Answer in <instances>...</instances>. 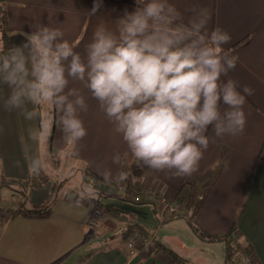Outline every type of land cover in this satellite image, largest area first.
I'll list each match as a JSON object with an SVG mask.
<instances>
[{
  "label": "crops",
  "instance_id": "crops-1",
  "mask_svg": "<svg viewBox=\"0 0 264 264\" xmlns=\"http://www.w3.org/2000/svg\"><path fill=\"white\" fill-rule=\"evenodd\" d=\"M168 2L181 14L184 24L200 10H207L208 32L219 28L230 35V42L222 46L224 54L235 55L238 61L236 67L221 79L225 82L228 79L236 81L241 92L243 86L253 90V94L246 97L244 106V132L235 137L219 138L210 128L208 148L203 153L198 170L190 176L177 177L170 172L138 167L121 135L113 130V125L100 110L98 102L91 97L89 90L80 81L70 80L69 87L78 89L88 105L86 112L79 113L88 134L78 143L74 155L71 154L73 149L66 143L70 147L68 160L73 166L87 167L103 179L105 171L111 173L108 184L93 187L99 193L96 196H118L119 185L125 187V184H130L135 189L137 183L143 194L150 193L156 198L166 197L171 200L177 197V200L182 201L181 206L177 205L182 213L179 218L167 214L160 223L153 202H149L159 224L156 231L152 232L154 242L151 251L129 255L125 249L128 240L123 243L119 240L114 246L111 240L102 249L97 240L101 234L94 233L93 237L88 234L89 222L99 223L112 219L119 222V213L111 216L105 212L106 208H102L103 213L101 210L95 211L94 219H90V204L84 201L77 204L76 197L68 200L56 194L55 205L48 217L21 214L12 218L9 214L4 216L6 212L1 213L0 264H174L166 254L154 250V243L164 246L188 264L186 252L191 249L183 241L167 234L173 226L182 231L183 226H187L196 238L194 240H197L194 241L195 245L198 242L202 248H211L218 259H222L225 255L224 244L199 239L192 231V224L210 237L225 235L235 226L236 237L252 248L248 260L252 264H264V0ZM97 3L99 7L93 13L94 4ZM134 8L135 0H0V28L5 30L3 35L7 49L26 43L25 34L35 31L37 26L60 28L64 32L63 39L86 61V48L97 25L105 24L115 30L116 20L125 10L131 12ZM10 93L11 89L0 83L2 172L6 181L28 183V204L39 205L50 195L52 186L57 184L54 182L51 185L49 176L42 171L34 175L29 170V161L40 156L38 115L29 120L20 110L5 109L4 101ZM27 108L31 110L33 105L28 104ZM226 110V106L221 105V111ZM57 126L54 123L51 130L52 145ZM34 133L37 134L35 138ZM115 154L121 155L122 163H113ZM120 172L127 173V179L119 180L117 177ZM40 177L44 178L45 183L41 189L35 190L28 186ZM136 194L137 190H134L133 195ZM185 205H189L188 208ZM17 207L20 206L14 210ZM148 216L153 219L152 214ZM165 220L171 222L159 231ZM134 228L149 234L140 226ZM162 229L164 233L159 235ZM110 230L106 236L114 238L118 231H114V228ZM184 234L187 232L184 231ZM187 236L191 239L189 234ZM172 239L178 240L179 245L175 248L169 246ZM89 247L92 250L85 254L84 251ZM204 261H207L206 264L215 263Z\"/></svg>",
  "mask_w": 264,
  "mask_h": 264
},
{
  "label": "clouds",
  "instance_id": "clouds-1",
  "mask_svg": "<svg viewBox=\"0 0 264 264\" xmlns=\"http://www.w3.org/2000/svg\"><path fill=\"white\" fill-rule=\"evenodd\" d=\"M98 7L94 4L92 12ZM208 19L207 10H200L184 24L168 0H135L134 10L124 11L115 30L97 25L86 61L60 28L37 26L21 46L5 51L0 43V83L11 89L4 107L31 120L38 106H47V123L39 135L46 144L57 124L74 155L88 134L79 117L88 105L78 89L69 87L70 80L80 81L138 167L190 176L208 148L210 128L219 138L244 132L246 97L253 94L249 86L241 92L236 81L221 79L236 67L238 57L224 54L222 46L231 37L219 28L208 32ZM221 105L227 110L222 112ZM112 160L123 162L120 154ZM46 164L45 158L34 157L29 170L38 175ZM110 177L105 171L106 182ZM117 178L127 179V173ZM87 195H97L91 185L80 199Z\"/></svg>",
  "mask_w": 264,
  "mask_h": 264
},
{
  "label": "rangeland",
  "instance_id": "rangeland-1",
  "mask_svg": "<svg viewBox=\"0 0 264 264\" xmlns=\"http://www.w3.org/2000/svg\"><path fill=\"white\" fill-rule=\"evenodd\" d=\"M3 44V40L1 42ZM4 46V45H3ZM5 49V47H4ZM7 49H5L6 51ZM49 109L47 106H38V127L40 129V132H43L44 125L47 123V113ZM40 116V117H39ZM54 125V124H53ZM53 128V126H52ZM52 130V129H51ZM56 133L54 136L53 144L51 143L52 134L48 137L47 143L45 144L44 138L41 135L40 137V157L45 158L47 160L46 167L42 170L43 174L49 176L48 181L52 185L54 182H58L57 185H60V190L57 192V196L65 197L70 200L71 199V193H69V187H74L77 185V181L80 182V176L75 172L74 169H76L74 164H71L68 160L69 158V152L70 147L66 145V141L63 139V133L60 130V127L57 126ZM45 152L48 154L47 157L44 156ZM71 167L73 170H71ZM3 166L0 162V215L1 213L9 212L11 213L16 206H27L30 199L28 196H26L27 192V185L26 182L23 183L21 181H6L3 175ZM29 178V177H28ZM27 178V179H28ZM27 181V180H26ZM124 185H119V192L122 193L124 190ZM84 191V189L82 190ZM87 192V189L85 190ZM120 193L118 196H96V200H98V205H102V208H113L119 211V222L116 219L113 220H107V221H99V227L96 229L99 234H101V237H105L106 233L108 231H111L110 229L114 228V231H118V234L115 235V237L112 239L113 243L112 246L117 245V241L120 240L121 235L123 231L126 229V226H140L142 229L149 232V234H152V232L156 231L158 224L157 218L154 216V212L150 205H152L149 202L145 203H137L134 202L131 199H123L120 197ZM99 193L97 192V195ZM26 196V197H25ZM95 199V198H94ZM25 201V203H22ZM96 206V205H95ZM91 209L92 206L90 205ZM18 208V207H17ZM95 209V208H93ZM107 209V208H106ZM101 210L98 208V211ZM147 210V212H145ZM101 213H103V210H101ZM152 214L153 219L148 216ZM156 215V214H155ZM171 220H165L163 224L160 225V229L165 225L170 223ZM177 223V222H176ZM180 223V222H179ZM90 224V222H89ZM88 224L89 232L88 234L92 236L94 234L93 229ZM120 225V226H118ZM184 225V224H180ZM146 226V227H144ZM119 227V228H118ZM183 231L173 226V228L169 229L167 231V234L174 236V238H177L178 240L183 241L187 248L191 249V251L186 252V256L188 259V264H206L204 260H208L209 262H215L213 264H226L224 260V256L221 259V257L216 256V252L214 250H211V248H202L203 246H200V244L195 245L194 240L196 239L192 232L190 231L187 226H183ZM113 231V232H114ZM187 232V234H184ZM163 229L160 232L159 235H162ZM191 237V239H188V235ZM99 236V235H98ZM93 237V236H92ZM178 240L172 239V241L169 243V246L174 248L178 246ZM193 240V243L191 242ZM160 242V241H159ZM191 242V243H189ZM92 249L89 247L88 250H85L84 253L88 254ZM230 264H248L246 260L242 258V256L238 252H234L232 260Z\"/></svg>",
  "mask_w": 264,
  "mask_h": 264
},
{
  "label": "trees",
  "instance_id": "trees-1",
  "mask_svg": "<svg viewBox=\"0 0 264 264\" xmlns=\"http://www.w3.org/2000/svg\"><path fill=\"white\" fill-rule=\"evenodd\" d=\"M4 21V20H3ZM2 21V23H3ZM4 29L0 28V40L2 42L3 40V44L5 49H7V44L6 41L4 40ZM7 51V50H6ZM76 169L75 172H77V174L80 176V182L77 181V185H75L74 187H69V193H71V198L72 197H76L79 201H84L86 204H90L92 206V215L90 216V219H94L93 215L95 211H98V208L102 210V205H98L97 201H96V196L95 199L91 196V195H87L84 199H80V193L84 192L86 193V189L88 188L89 185H91L92 187L96 186L97 184H108V182L105 181V179L96 176L95 174H93L91 171H89V169L85 166H75ZM71 170H73V168L71 167ZM43 177L38 178L37 180L39 181H32L30 185V188H33L35 190H39L41 189L45 183L43 181ZM43 181V182H42ZM58 183V182H57ZM56 183V184H57ZM28 184V183H26ZM138 184L136 183L135 186L136 188L134 189V187H132L130 184H125V189H123L124 191L122 193H120V197H122L123 199H132V197H137V196H141L143 193L140 192L139 187L137 186ZM60 185H53L51 188V192L50 195L46 198V200L39 204V205H33L30 206L29 204L27 206H20L17 210H13L11 213L9 212V215H11V217H16L18 215H30L32 217H48L51 215L53 207L55 205L56 202V194L57 192L60 190ZM84 189V191H82ZM137 190V194L133 195V191ZM66 199V196L64 197ZM134 201V200H133ZM135 202V201H134ZM172 202H174L176 205L181 206L180 204H182V201L180 199L177 200V197L174 198L172 200ZM96 205V206H95ZM185 208H188L189 205H185ZM95 208V209H93ZM107 210L105 211L106 213H108L111 216H116V213H119L118 210L115 209H111L106 207ZM184 208V210H185ZM7 213V212H6ZM182 211H179L177 214H175L176 217L179 218V216L181 215ZM8 215V213H7ZM172 216V217H175ZM93 217V218H92ZM185 218V217H183ZM192 231L194 232V234L201 240L204 241H216V242H222L224 244V250H225V263L226 264H230L233 254L234 252H238L242 258L244 260H246L249 264H252L251 261H249L248 259L251 257L252 255V248L251 246L245 242L242 241V239H238L236 237V231L237 229L235 228V226H232L228 233L225 235H221V236H208L206 235L204 232H202L200 229H198L196 226H194V224H192ZM136 232H141L138 229H135L133 226H126V229L123 231L122 235H121V239H120V243H123L124 240H131L134 233ZM146 234V233H145ZM149 236H154L153 234H147ZM113 237H100L98 238V243H100L99 245L101 246L102 249H105L109 243V241L112 240ZM154 242V238L152 240V244ZM151 244V247H152ZM154 250L156 252H163L164 254H166L172 261L174 264H186V262L182 259H180L179 257H177L175 254H173L170 250H168L167 248H165L162 245L159 244H155L153 245Z\"/></svg>",
  "mask_w": 264,
  "mask_h": 264
},
{
  "label": "built area",
  "instance_id": "built-area-1",
  "mask_svg": "<svg viewBox=\"0 0 264 264\" xmlns=\"http://www.w3.org/2000/svg\"><path fill=\"white\" fill-rule=\"evenodd\" d=\"M134 201L137 203L153 202L155 211L157 213L159 222L162 223L164 217L167 214L175 215L179 212L180 208L172 202V200L166 197H155L150 193H144L141 196L134 198ZM7 213H4L6 216ZM113 220V219H112ZM93 232L99 234L96 230L99 227V223L96 221H91L90 224ZM154 236H149L144 232L134 233L131 240H128L127 245L125 246L129 255H134L138 252L149 253L151 251V244Z\"/></svg>",
  "mask_w": 264,
  "mask_h": 264
}]
</instances>
